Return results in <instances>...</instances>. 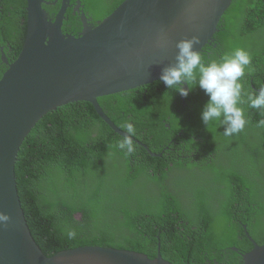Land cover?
<instances>
[{"label": "trees", "instance_id": "trees-1", "mask_svg": "<svg viewBox=\"0 0 264 264\" xmlns=\"http://www.w3.org/2000/svg\"><path fill=\"white\" fill-rule=\"evenodd\" d=\"M71 1L74 6L76 0ZM123 1L81 3L96 25ZM60 6L61 0L43 5L51 18H55ZM71 6L63 23L65 33L82 27L80 14L74 13ZM26 32L27 0H0V78L8 68L3 53L13 62L23 48ZM216 37L220 46L212 60L230 55L237 44L251 57L240 78L242 97L238 106L246 124L231 136L224 135L221 124L210 122L205 126L201 112L207 95L194 83L190 86L195 110L189 121L207 127L212 138L225 149V155L230 148L227 154L233 160H252L251 170L259 173L260 179L252 182L256 207L251 210V220L244 221L250 235L264 244V126L258 124L264 120V109L251 108L248 103V95L264 88V0H233ZM181 97L158 80L152 87L147 84L98 100L118 127L126 131L125 124H133L134 136L153 152H159L166 123L174 127L188 121L179 120L178 113L172 110L180 106ZM122 138L86 101L48 112L26 137L15 172L28 224L44 254L52 257L67 249L98 245L133 250L155 259L160 243L162 257L173 264H243L242 253L251 251L254 245L242 226L231 224L235 215L243 211L200 206L185 215L178 205L171 208L163 187L164 166L156 164L160 158L151 156L134 141L135 151L125 154L117 147ZM175 214L189 221V232L175 230L176 225L170 223ZM135 219L154 220L156 228H148L146 223L138 226ZM69 233L73 235L70 237Z\"/></svg>", "mask_w": 264, "mask_h": 264}, {"label": "water", "instance_id": "water-1", "mask_svg": "<svg viewBox=\"0 0 264 264\" xmlns=\"http://www.w3.org/2000/svg\"><path fill=\"white\" fill-rule=\"evenodd\" d=\"M27 0V32L18 57L0 78V264H173L159 252L147 254L98 245L79 246L49 257L34 239L20 199L15 166L21 146L39 120L69 103L86 101L119 135L118 127L99 102L100 97L141 87L176 63L177 42L198 37L201 52L219 31L233 0H124L111 14L92 26L81 0L79 36L63 31L71 0H62L55 18L44 4ZM184 87H188L185 83ZM184 97V96H183ZM150 155L160 157L132 136ZM254 248L242 253L243 264H264V244L244 226ZM239 252L237 247H232Z\"/></svg>", "mask_w": 264, "mask_h": 264}, {"label": "flooded vegetation", "instance_id": "flooded-vegetation-1", "mask_svg": "<svg viewBox=\"0 0 264 264\" xmlns=\"http://www.w3.org/2000/svg\"><path fill=\"white\" fill-rule=\"evenodd\" d=\"M71 4V8H73L72 1ZM81 9L84 10V6ZM87 17L90 25L94 26L93 19L88 15ZM221 21L219 30H221ZM82 29L83 26L77 31H69L68 34L79 36ZM216 34L213 40L200 52L202 60L203 57L206 58L203 60L205 63L212 61L213 55L218 54L217 49L220 42ZM4 64L7 65V63ZM154 82L150 83L151 87ZM181 98L180 106L173 107L172 110L178 113L179 120L186 119L188 121L177 123L174 127L172 124L166 123L167 129L164 134H161L163 139L159 142L160 151L154 152L162 153V156H153L160 158L156 162L158 166H164L165 176L162 181L163 187L169 195V205L171 208L178 205L185 215L189 210L200 206H206L209 210L243 211V213L235 215V220L231 224L240 225L244 229V226H248L244 219L251 220V210L256 207L253 203L252 182L255 178L260 179L259 173L252 172V160L250 158L243 157L239 160H233L227 154L230 148L226 149L225 155V149L220 147L212 138L209 130L205 129L207 127L189 121L192 119L195 110L192 91L187 97L182 96ZM203 131H208V133H203ZM151 139L154 140L153 136ZM159 174L161 175V173ZM220 178L223 180L218 181ZM175 216L176 218L170 220L171 224L176 225L175 230L182 233L189 232L187 229L189 221L178 218V214ZM134 223L138 226L146 223L148 228H156L154 220L145 222L135 219ZM144 242L146 244L148 240L145 239ZM150 245L149 243L147 246L150 247Z\"/></svg>", "mask_w": 264, "mask_h": 264}, {"label": "clouds", "instance_id": "clouds-1", "mask_svg": "<svg viewBox=\"0 0 264 264\" xmlns=\"http://www.w3.org/2000/svg\"><path fill=\"white\" fill-rule=\"evenodd\" d=\"M195 43H198V37L178 41L176 63L164 68L159 79L168 89H175L184 97L192 90L190 84L198 85L208 97L201 112L204 125L218 121L224 126L225 136L239 133L246 124L243 110L238 106L242 97L240 78L245 75L251 57L244 49L237 48L220 60L205 63L201 53L194 49ZM185 83L188 87H184ZM248 103L251 108L264 109V88L258 94L248 95ZM258 124L264 126V120ZM124 127L126 133L117 142V147L125 154H131L135 151L132 136L136 130L131 123H126ZM8 220V215L0 213V222ZM72 235L69 233L70 237Z\"/></svg>", "mask_w": 264, "mask_h": 264}, {"label": "rangeland", "instance_id": "rangeland-1", "mask_svg": "<svg viewBox=\"0 0 264 264\" xmlns=\"http://www.w3.org/2000/svg\"><path fill=\"white\" fill-rule=\"evenodd\" d=\"M263 38H264V37H263ZM236 46H237L238 48H242V45H241V44H239V45L237 44ZM205 96H206V94H205ZM207 99H208V98L205 97V103H206ZM214 123H217V124L220 125V123H219L218 121H215ZM76 216H77V218H79V217H80V214H77Z\"/></svg>", "mask_w": 264, "mask_h": 264}]
</instances>
